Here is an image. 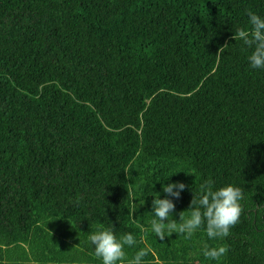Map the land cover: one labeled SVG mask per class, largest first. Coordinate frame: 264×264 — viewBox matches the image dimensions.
<instances>
[{
    "label": "trees",
    "instance_id": "16d2710c",
    "mask_svg": "<svg viewBox=\"0 0 264 264\" xmlns=\"http://www.w3.org/2000/svg\"><path fill=\"white\" fill-rule=\"evenodd\" d=\"M247 11L264 0H0V264H100L99 227L143 264H264V70L232 38ZM176 182L177 223L201 184L243 190L227 237L156 238Z\"/></svg>",
    "mask_w": 264,
    "mask_h": 264
},
{
    "label": "clouds",
    "instance_id": "9594fccd",
    "mask_svg": "<svg viewBox=\"0 0 264 264\" xmlns=\"http://www.w3.org/2000/svg\"><path fill=\"white\" fill-rule=\"evenodd\" d=\"M246 15L251 26L250 30L237 28L232 38L235 41L240 40L243 45L251 49L246 57L249 68L264 70V16L252 11H247ZM128 186L131 189L132 185ZM185 187V184L181 182L162 184L164 198H161L158 193L154 196L150 213L154 219L150 224L151 232L156 238L163 241L169 234L178 232L188 239L202 226L210 240L227 237L230 229L239 222L241 217L243 190L232 184L213 188L210 183L205 182L201 184L191 201L187 210L188 217L182 219L181 213L180 222L177 223L171 216L175 210L173 201L180 198ZM127 192L128 196L132 195L130 191L127 190ZM145 231L147 232V229ZM87 239L100 264H143L146 253L142 249L137 251L131 259L126 256L125 248L132 247L136 243L131 233L117 236L112 228L99 227L90 232ZM225 251L224 247H213L204 250L203 255L209 260H218Z\"/></svg>",
    "mask_w": 264,
    "mask_h": 264
}]
</instances>
